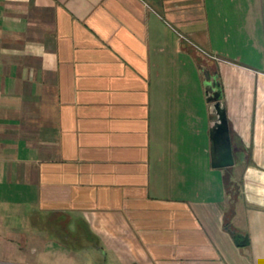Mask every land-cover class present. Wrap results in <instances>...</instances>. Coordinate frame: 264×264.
<instances>
[{
	"label": "crops",
	"instance_id": "obj_1",
	"mask_svg": "<svg viewBox=\"0 0 264 264\" xmlns=\"http://www.w3.org/2000/svg\"><path fill=\"white\" fill-rule=\"evenodd\" d=\"M261 25L264 0H0V264H264Z\"/></svg>",
	"mask_w": 264,
	"mask_h": 264
},
{
	"label": "water",
	"instance_id": "obj_2",
	"mask_svg": "<svg viewBox=\"0 0 264 264\" xmlns=\"http://www.w3.org/2000/svg\"><path fill=\"white\" fill-rule=\"evenodd\" d=\"M205 88L211 111L216 112L212 122L210 139L212 143V166L215 169L230 168L236 164L233 136L230 123L221 101L220 84L210 71H206Z\"/></svg>",
	"mask_w": 264,
	"mask_h": 264
},
{
	"label": "rangeland",
	"instance_id": "obj_3",
	"mask_svg": "<svg viewBox=\"0 0 264 264\" xmlns=\"http://www.w3.org/2000/svg\"><path fill=\"white\" fill-rule=\"evenodd\" d=\"M260 23L262 24V21ZM261 28H262V30H264L263 26ZM247 46L242 49V52L238 53L235 56L238 57V58L240 56H243L244 57V61H247L248 56L250 55V53H249V50L250 49H248ZM262 54L264 55V52ZM201 55H203L202 56V59H204L205 61H207V63L209 64V69H210V62L213 60L212 57L209 55V53H206V52H202ZM213 69H215V67H213ZM234 151H235V157H236V154L238 152H237V149H236L235 146H234ZM240 159L241 158L238 155V157L236 158V164L233 167L220 169L221 171H225V172L226 171H230V173H231L229 175V178H228V190H229V192H230L231 195H233L235 193V190H237V189L240 188L241 174H242V171H243V165L240 163V161H241ZM229 200H232V198H230Z\"/></svg>",
	"mask_w": 264,
	"mask_h": 264
},
{
	"label": "flooded vegetation",
	"instance_id": "obj_4",
	"mask_svg": "<svg viewBox=\"0 0 264 264\" xmlns=\"http://www.w3.org/2000/svg\"><path fill=\"white\" fill-rule=\"evenodd\" d=\"M215 116H216V115H215ZM215 116H214V117H215Z\"/></svg>",
	"mask_w": 264,
	"mask_h": 264
}]
</instances>
